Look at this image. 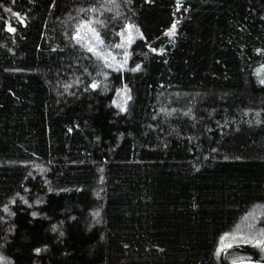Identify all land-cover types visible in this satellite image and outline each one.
I'll list each match as a JSON object with an SVG mask.
<instances>
[{"label":"trees","instance_id":"1","mask_svg":"<svg viewBox=\"0 0 264 264\" xmlns=\"http://www.w3.org/2000/svg\"><path fill=\"white\" fill-rule=\"evenodd\" d=\"M257 241L264 0H0V264H264Z\"/></svg>","mask_w":264,"mask_h":264},{"label":"snow or ice","instance_id":"2","mask_svg":"<svg viewBox=\"0 0 264 264\" xmlns=\"http://www.w3.org/2000/svg\"><path fill=\"white\" fill-rule=\"evenodd\" d=\"M21 22H23V21H21ZM8 30H9V31H15V29H14V28H11V27H9ZM90 30L93 31L94 38L102 44L103 42L100 41L99 34L96 33L94 29H90ZM174 34H175V25H173V27H172V31L169 32L168 35H174ZM77 38L79 39V37H77ZM117 47H121V45H117ZM88 51H89V52H94L98 57L101 56V53H100V52H97L96 49H94L93 47H88ZM232 238L235 239V236H233ZM226 239H227V237L223 238V239L221 240V244H224V240H226ZM261 243H264V241H257L256 246H260ZM225 246H226V247H231L230 244H229V245H225ZM221 250H222V249H221Z\"/></svg>","mask_w":264,"mask_h":264},{"label":"rangeland","instance_id":"3","mask_svg":"<svg viewBox=\"0 0 264 264\" xmlns=\"http://www.w3.org/2000/svg\"><path fill=\"white\" fill-rule=\"evenodd\" d=\"M106 58H107V57H106ZM106 58H105V59H106ZM107 59H108V58H107ZM108 60H110V59H108ZM243 264H250V263H243Z\"/></svg>","mask_w":264,"mask_h":264}]
</instances>
